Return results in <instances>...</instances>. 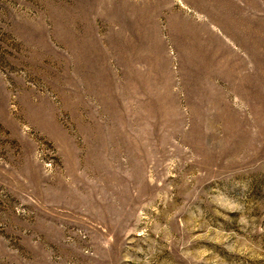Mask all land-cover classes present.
Segmentation results:
<instances>
[{
    "label": "rangeland",
    "instance_id": "obj_1",
    "mask_svg": "<svg viewBox=\"0 0 264 264\" xmlns=\"http://www.w3.org/2000/svg\"><path fill=\"white\" fill-rule=\"evenodd\" d=\"M0 264H264V0H0Z\"/></svg>",
    "mask_w": 264,
    "mask_h": 264
}]
</instances>
